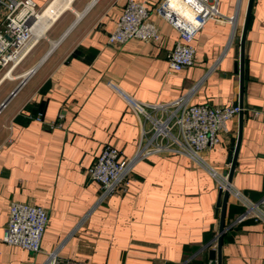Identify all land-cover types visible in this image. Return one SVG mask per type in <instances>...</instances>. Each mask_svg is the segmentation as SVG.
Wrapping results in <instances>:
<instances>
[{
  "label": "crops",
  "instance_id": "1",
  "mask_svg": "<svg viewBox=\"0 0 264 264\" xmlns=\"http://www.w3.org/2000/svg\"><path fill=\"white\" fill-rule=\"evenodd\" d=\"M34 1L39 16L54 6L45 19L51 22L39 23L18 65L0 68V264H51L54 251L55 264H213L211 250L215 264H264L263 222L234 224L245 208L232 195L224 204V192L217 211L218 180L189 157L144 159L128 189L99 205L100 185L88 175L105 144L130 157L141 137L142 119L110 83L150 104L188 95L192 104L227 106L242 98L244 112L228 121L205 158L230 172L234 142L232 182L261 201L264 0H220V11L235 16L234 39L232 24L208 21L194 41V64L178 71L169 54L179 32L155 13L162 0H135L146 2L159 26L157 43L113 45L109 34L128 0ZM13 201L48 210L39 252L3 240Z\"/></svg>",
  "mask_w": 264,
  "mask_h": 264
},
{
  "label": "built area",
  "instance_id": "2",
  "mask_svg": "<svg viewBox=\"0 0 264 264\" xmlns=\"http://www.w3.org/2000/svg\"><path fill=\"white\" fill-rule=\"evenodd\" d=\"M219 3L220 0H162L156 7L155 13L179 32V41L169 54L171 70H182L194 64V41L210 20L222 19L232 24L231 41L234 39L235 16H225L220 11ZM0 10L3 12L0 22V68L14 67L26 57L35 43L40 23L39 11L34 0H0ZM160 37V28L151 18L146 2L128 0L107 43L123 44L131 39L157 43ZM109 85L122 94L130 108L142 119V131L132 156L122 157L116 146L105 144L88 170L89 177L100 185L97 205L115 192L126 191L135 166L144 159L155 154L183 155L206 169L218 180V187L223 192H228L238 204L244 206V211L234 224L249 218L264 224V198L259 202L251 201L230 181V172L221 173L204 156L220 143L221 133L228 131V121L243 111L244 106L192 104L188 95L162 104H150L134 98L114 82ZM59 117L63 118V114ZM37 118L41 120L42 114L39 113ZM48 224L49 212L45 207L13 201L3 240L33 253L39 252ZM219 235L214 241L219 239ZM49 256L51 264H55L56 251Z\"/></svg>",
  "mask_w": 264,
  "mask_h": 264
},
{
  "label": "water",
  "instance_id": "3",
  "mask_svg": "<svg viewBox=\"0 0 264 264\" xmlns=\"http://www.w3.org/2000/svg\"><path fill=\"white\" fill-rule=\"evenodd\" d=\"M242 95L243 94H241V97H242ZM239 105L241 106V107H243V104H242V98H241V100H240V102H239ZM244 112V110L243 111H241L240 112V114L241 113H243ZM236 150V151H235ZM237 150H238V147L237 148H235V145H234V142H233V144H232V147H231V150H230V153H229V156H228V164H232V167H231V171H230V181H232V174H233V171H234V167H235V163H236V160H235V157H236V155H235V152L237 153ZM220 199H219V202H218V208H217V211H219L220 210V202H221V199H222V196H223V191L220 189ZM225 194H224V204H226V202H227V198H228V195H229V193L228 192H224ZM225 207V205H223V208ZM223 227V226H222ZM223 230H224V228H222L221 229V233H220V235H219V243H220V241H221V236H222V233H223ZM220 245V244H219ZM216 252H217V250H211V252H210V254H211V258H212V263L213 264H215V259H216ZM220 264V263H219Z\"/></svg>",
  "mask_w": 264,
  "mask_h": 264
},
{
  "label": "bare ground",
  "instance_id": "4",
  "mask_svg": "<svg viewBox=\"0 0 264 264\" xmlns=\"http://www.w3.org/2000/svg\"><path fill=\"white\" fill-rule=\"evenodd\" d=\"M53 7L54 6H52V7H50V9L49 10H47L46 12H45V14H44V16L42 17V16H39L40 17V19H39V22L43 25V27H44V25L45 26H48V24L51 22V21H45V19H46V17L49 15V14H53V12H54V9H53ZM39 32H37V34H38Z\"/></svg>",
  "mask_w": 264,
  "mask_h": 264
},
{
  "label": "rangeland",
  "instance_id": "5",
  "mask_svg": "<svg viewBox=\"0 0 264 264\" xmlns=\"http://www.w3.org/2000/svg\"><path fill=\"white\" fill-rule=\"evenodd\" d=\"M204 156H206V154H204Z\"/></svg>",
  "mask_w": 264,
  "mask_h": 264
},
{
  "label": "trees",
  "instance_id": "6",
  "mask_svg": "<svg viewBox=\"0 0 264 264\" xmlns=\"http://www.w3.org/2000/svg\"><path fill=\"white\" fill-rule=\"evenodd\" d=\"M244 211V210H243Z\"/></svg>",
  "mask_w": 264,
  "mask_h": 264
}]
</instances>
